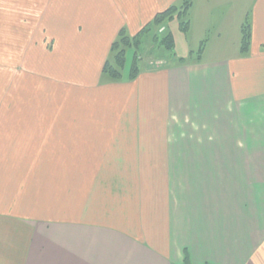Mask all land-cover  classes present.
I'll use <instances>...</instances> for the list:
<instances>
[{"label": "crops", "instance_id": "1", "mask_svg": "<svg viewBox=\"0 0 264 264\" xmlns=\"http://www.w3.org/2000/svg\"><path fill=\"white\" fill-rule=\"evenodd\" d=\"M181 1L0 0V264H264V0H191L184 63L101 71Z\"/></svg>", "mask_w": 264, "mask_h": 264}, {"label": "trees", "instance_id": "2", "mask_svg": "<svg viewBox=\"0 0 264 264\" xmlns=\"http://www.w3.org/2000/svg\"><path fill=\"white\" fill-rule=\"evenodd\" d=\"M191 0H182L179 5H172L162 12L156 14L152 21L147 23L137 34L134 36H128L125 33L124 29H121L118 33V37L115 41H113L110 45V52L112 58L106 60L102 66V74L108 78L109 80L118 81L123 77V68L125 65V56L128 48H133V59L131 66L128 71V78L132 79L136 77L140 68H139V56L137 47L141 43V40L146 39L148 37L153 38L158 42V45H163L166 49L172 50L174 47V41L171 33H167L164 31L163 33H159L158 29L161 26L166 28L167 19H173L177 17L179 20L178 26L179 29L186 33L189 27L188 20V8L190 6ZM247 17L245 18L241 28H240V45H239V53L240 55H247L249 41H250V28ZM197 52V58H199L203 43ZM173 51V50H172ZM171 51V52H172ZM174 55V54H173ZM177 63H184L186 60L182 57H172Z\"/></svg>", "mask_w": 264, "mask_h": 264}, {"label": "rangeland", "instance_id": "3", "mask_svg": "<svg viewBox=\"0 0 264 264\" xmlns=\"http://www.w3.org/2000/svg\"><path fill=\"white\" fill-rule=\"evenodd\" d=\"M180 2L176 5H179ZM179 20L177 17L173 19H167V33H171L174 41L173 51L166 49L163 45H158V42L151 37L141 40V43L137 47L139 56V68L141 69H156L165 67L168 65L169 60L172 57H187V44L185 33L179 29ZM163 28V27H162ZM164 29V28H163ZM163 32V31H162ZM161 33V32H159ZM172 51V52H171ZM133 48H128L125 56V65L123 73L128 74L129 68L133 59ZM174 54V55H173ZM197 52H193L192 56L197 58ZM208 55H210L208 53ZM113 55H110L112 58Z\"/></svg>", "mask_w": 264, "mask_h": 264}, {"label": "built area", "instance_id": "4", "mask_svg": "<svg viewBox=\"0 0 264 264\" xmlns=\"http://www.w3.org/2000/svg\"><path fill=\"white\" fill-rule=\"evenodd\" d=\"M160 30H163V28H161Z\"/></svg>", "mask_w": 264, "mask_h": 264}]
</instances>
